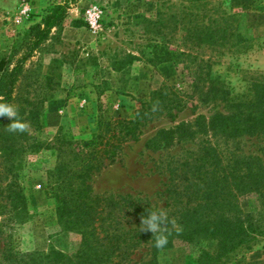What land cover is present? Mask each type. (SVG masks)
Segmentation results:
<instances>
[{"label": "rangeland", "instance_id": "rangeland-1", "mask_svg": "<svg viewBox=\"0 0 264 264\" xmlns=\"http://www.w3.org/2000/svg\"><path fill=\"white\" fill-rule=\"evenodd\" d=\"M67 2L64 21L24 62L13 88L16 119L27 127L18 132L14 154L0 150V264H67L66 258L81 250V234L60 225L56 201L46 193L48 173L59 162L57 139L109 137L114 122L134 119L136 110L160 88L176 93L180 109L173 111V119L158 115L143 122L137 139L121 143L115 159L92 179L96 194L139 196L163 215L174 214L179 206L163 191L188 168L181 166L203 151H216L225 164L234 156L264 160V135L227 139L209 132L167 150L147 147L158 130L193 123L198 117L208 120L216 110L223 111L222 105L203 98L208 77H218L237 95L252 81L264 80V0H209L205 10L190 9L187 0H0V59L5 58L0 81L4 70L14 65L6 56L22 44L23 34L40 23L48 9ZM219 6L243 16L240 31L252 39L249 51L224 52L187 42L184 27L190 19L184 15L193 13L201 20L206 11L215 18ZM93 7L103 12L95 32L85 20L86 10ZM156 45L188 55L152 64L148 61L159 52ZM130 56L140 60L118 69ZM15 192L22 195L20 202L14 200ZM236 203L264 229V206L257 194L240 195ZM212 245L176 240L173 248L158 253V264H197L200 251ZM146 251L140 248L131 264L144 260ZM230 264H264V235L257 236L249 250L236 252Z\"/></svg>", "mask_w": 264, "mask_h": 264}, {"label": "trees", "instance_id": "trees-1", "mask_svg": "<svg viewBox=\"0 0 264 264\" xmlns=\"http://www.w3.org/2000/svg\"><path fill=\"white\" fill-rule=\"evenodd\" d=\"M75 1L70 0L71 3ZM208 1L187 0L190 9L203 7V10ZM69 4L48 9L40 23L23 34L22 44L14 45L6 56L9 62L14 60V65L4 70L0 81V103L11 105L13 88L24 62L48 38L51 30L62 24ZM203 14L201 20L193 13L184 15L190 19L184 31L192 47L224 52L242 50L244 53L252 48V39L240 31L243 16L231 15L220 6L215 18L207 16L206 11ZM157 45L155 48L159 52L148 61L152 64L172 62L177 56L188 55H177L165 45L162 48ZM20 48L22 53L16 57ZM4 59H0V67ZM138 60V57L130 56L118 69ZM207 80L209 87L202 93L205 102L220 104L223 111L216 110L208 120L198 117L193 123L158 130L147 143L149 149L167 150L209 132L227 139L264 135V80L252 81L247 91L240 95L233 93L218 77ZM181 102L171 88L163 87L154 91L150 100L136 110L134 119L114 122L109 137L99 134L89 141L70 142L57 139L59 162L48 173L46 193L56 201L60 225L78 232L83 238L81 250L74 257H67V264H131L133 256L142 247L147 250L146 258L134 264H158V253L173 248L176 240L213 244L200 251L197 264H230L236 252L249 250L256 237L264 235V229L256 226L249 215L243 214L236 203L238 196L255 193L264 206V160L260 157L234 156L225 164L219 153L204 149L192 163L181 166L188 168L174 177L170 188L163 191L179 206L174 214L163 215L151 207L146 198L139 196L105 197L94 192L91 183L94 175L115 159L121 143L127 138L137 139L140 125L154 116L173 119V111L180 109ZM9 123L8 118L0 117V150L12 155L20 133L10 132ZM69 155L71 158L67 160ZM174 183L176 185L171 186ZM14 194V200L20 202L22 195ZM185 198L184 202L182 199ZM150 211L160 212L165 217L164 234L168 242L163 248L155 246L156 234L142 231L145 227L141 224L142 219Z\"/></svg>", "mask_w": 264, "mask_h": 264}, {"label": "clouds", "instance_id": "clouds-1", "mask_svg": "<svg viewBox=\"0 0 264 264\" xmlns=\"http://www.w3.org/2000/svg\"><path fill=\"white\" fill-rule=\"evenodd\" d=\"M18 116L17 109L7 103H0V117H6L12 121L9 128L10 132H23L27 125L16 119ZM141 224L145 225L142 231H148L156 234L155 246L163 248L167 242V236L164 234L165 217L160 212L150 211L142 219Z\"/></svg>", "mask_w": 264, "mask_h": 264}, {"label": "built area", "instance_id": "built-area-1", "mask_svg": "<svg viewBox=\"0 0 264 264\" xmlns=\"http://www.w3.org/2000/svg\"><path fill=\"white\" fill-rule=\"evenodd\" d=\"M23 13H26V9H23ZM102 10L99 7H93L86 10L85 17L86 23L92 31H97L101 26Z\"/></svg>", "mask_w": 264, "mask_h": 264}]
</instances>
